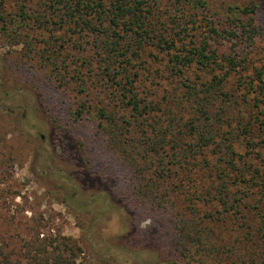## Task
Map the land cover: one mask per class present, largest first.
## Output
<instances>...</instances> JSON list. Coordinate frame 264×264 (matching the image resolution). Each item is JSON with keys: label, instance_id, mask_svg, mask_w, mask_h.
<instances>
[{"label": "trees", "instance_id": "obj_1", "mask_svg": "<svg viewBox=\"0 0 264 264\" xmlns=\"http://www.w3.org/2000/svg\"><path fill=\"white\" fill-rule=\"evenodd\" d=\"M5 2L0 36L11 57L38 85L77 94L56 124L91 121L86 146L77 143L87 161L88 151L107 153L120 174L112 192L159 222L184 264H264V62L249 65L245 54L258 3L221 19L205 0ZM186 4L206 11L177 14ZM196 16L207 22L197 39L187 37ZM11 218L0 216V264H87L74 239Z\"/></svg>", "mask_w": 264, "mask_h": 264}, {"label": "rangeland", "instance_id": "obj_2", "mask_svg": "<svg viewBox=\"0 0 264 264\" xmlns=\"http://www.w3.org/2000/svg\"><path fill=\"white\" fill-rule=\"evenodd\" d=\"M205 1L210 6L208 15L221 19L231 6L258 3L259 10L253 13L252 20L257 36L245 54L249 65L264 62V0ZM11 2L5 3L11 6ZM187 5L177 14L194 11L200 17L206 11ZM176 19L182 21L185 16L178 15ZM204 23L207 22L196 16L198 27L191 29L187 37H201ZM181 24L191 25L189 21L188 25ZM227 24L233 25L232 21ZM230 46L231 41L221 43V49L226 51ZM12 54L0 36V216H13L12 222L19 216L28 226L32 218L39 219L42 233L74 239L87 264H184L178 251L159 237L160 223L112 192L115 180L120 186V174L109 163L107 153L100 149L88 151L91 158L86 160V150L78 146L77 140H83L86 146L91 121L82 119L68 129L56 124L57 118L68 116L77 94L64 93L51 84L38 85L30 65L15 63ZM230 79L233 82L234 77ZM235 144L236 152L242 153L241 143ZM101 169L116 179L102 180L92 173ZM260 194L261 190L254 195ZM257 197L261 200V196ZM257 199L252 198L249 204H255ZM14 204L27 207L16 212ZM224 228L218 236L220 240L233 226L227 223Z\"/></svg>", "mask_w": 264, "mask_h": 264}]
</instances>
